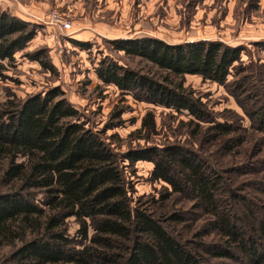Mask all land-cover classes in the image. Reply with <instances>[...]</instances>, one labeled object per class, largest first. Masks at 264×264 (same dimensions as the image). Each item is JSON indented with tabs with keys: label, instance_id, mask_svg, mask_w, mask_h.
Listing matches in <instances>:
<instances>
[{
	"label": "trees",
	"instance_id": "trees-1",
	"mask_svg": "<svg viewBox=\"0 0 264 264\" xmlns=\"http://www.w3.org/2000/svg\"><path fill=\"white\" fill-rule=\"evenodd\" d=\"M36 33L35 24L0 11V73ZM111 44L156 69L105 57L98 78L136 100L187 111L200 143L231 157L250 135L264 134V90L251 81L258 68L244 73L242 46L154 36ZM42 55L29 54L52 69ZM232 70L237 77L229 81ZM189 74L231 89L251 130L213 117L185 84ZM145 117L155 129L153 114ZM261 139L252 142L250 154H259ZM124 158L153 162L152 179L168 184L153 205L133 203L121 157L100 131L87 127L60 88L0 103V264H264V198L257 196L264 195V177L226 176L207 154L180 143L130 149ZM259 167L264 173V160ZM245 188L257 194L246 195ZM186 198L203 212L198 223L176 208ZM71 218L78 224L75 237Z\"/></svg>",
	"mask_w": 264,
	"mask_h": 264
},
{
	"label": "rangeland",
	"instance_id": "rangeland-1",
	"mask_svg": "<svg viewBox=\"0 0 264 264\" xmlns=\"http://www.w3.org/2000/svg\"><path fill=\"white\" fill-rule=\"evenodd\" d=\"M53 9L60 10L71 21L70 31H61L49 22ZM2 10L35 24L37 33L24 50L17 52L14 61L3 62L0 103L8 99L24 100L28 95L60 88L79 110L87 127L100 131L121 157L124 175L133 186L134 204L153 205L160 192L168 187L164 181L152 179L153 162L130 163L124 158L125 152L134 148L191 145L207 154L226 176H239L240 180L264 177L259 167L264 160V143L260 144L259 154L249 151L252 142L262 141L263 133L250 135V142L235 148L236 153L228 157L212 145L197 141L187 111L136 100L115 85L103 83L96 74V67L105 57L133 68L156 69L139 57L115 49L111 44L114 39L154 36L171 43L212 39L242 46L243 66L247 68L244 73L258 68L251 72V81L264 90V0H0ZM34 52H42L41 59L52 69L29 56ZM236 71L232 70L229 81L237 77ZM185 84L218 121L233 122L237 131L251 130V120L231 89L196 74L186 75ZM150 112L155 129L144 124ZM240 161L245 163L240 165ZM255 190L245 188L242 192L257 194ZM257 196L264 198L263 194ZM230 205L235 207V203ZM192 206L194 201L186 198L176 208L183 207L188 220L198 223L203 212ZM77 228L78 224L71 218V236L75 237Z\"/></svg>",
	"mask_w": 264,
	"mask_h": 264
},
{
	"label": "built area",
	"instance_id": "built-area-1",
	"mask_svg": "<svg viewBox=\"0 0 264 264\" xmlns=\"http://www.w3.org/2000/svg\"><path fill=\"white\" fill-rule=\"evenodd\" d=\"M49 22L61 31H70L72 27L71 21H69L65 17V14L58 9L51 10L49 14Z\"/></svg>",
	"mask_w": 264,
	"mask_h": 264
}]
</instances>
